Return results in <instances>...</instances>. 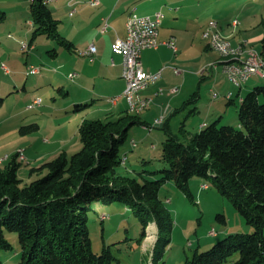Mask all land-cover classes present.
Wrapping results in <instances>:
<instances>
[{"label":"trees","instance_id":"1","mask_svg":"<svg viewBox=\"0 0 264 264\" xmlns=\"http://www.w3.org/2000/svg\"><path fill=\"white\" fill-rule=\"evenodd\" d=\"M49 1H30V45L45 36L72 51L73 44L61 35V21L53 15ZM5 16L0 12V23ZM3 104L0 98V109ZM76 106L84 110L90 104ZM237 113L238 126L217 127L214 122L198 133L184 125L174 133L164 124L161 160L166 167L157 180L141 182L119 171L126 163L121 145L134 126L145 124L131 111L116 120H84L79 128L82 149L73 155L62 152L33 167L31 177L43 176L28 184L19 178L23 162L16 154L0 167V252L13 249L6 237L10 232L17 234L21 249V261L16 264H117L114 245H104L100 254L93 251L88 222L93 204L122 203L142 226L139 243L149 225H156L151 256L152 264H159L175 224L159 197L160 189L172 182L193 200L189 183L198 178L228 198L254 231L230 234L208 251H195L184 264H264V86L248 92ZM18 130L27 136L40 126L34 122ZM217 219L227 223L222 214ZM0 264H4L1 254Z\"/></svg>","mask_w":264,"mask_h":264},{"label":"rangeland","instance_id":"2","mask_svg":"<svg viewBox=\"0 0 264 264\" xmlns=\"http://www.w3.org/2000/svg\"><path fill=\"white\" fill-rule=\"evenodd\" d=\"M0 1L3 2L0 5V12L6 15L4 21L0 23L1 65H6L11 71V74L7 75L0 67V98L4 99V104L0 109V163L7 162L5 163L7 165L9 160L20 151L26 152L28 159L33 162H30V164L23 162L19 171V178L22 180V184L25 185L43 176H30V170L35 167L34 159L40 154L52 153L54 152L53 149L63 145L58 142H52L51 145L44 143L45 138L54 132V124L69 120L75 115L77 116L74 118L75 121H72L71 128L76 127L77 123L84 118L88 120H104L105 118L95 116L86 109L77 110L75 104L69 108H63L61 112L56 111V107H64L70 102V99L68 100L69 96L60 92L59 86L52 81L56 80L53 79V76H57L54 73L56 68H52L50 64L53 60V46L58 48L59 45L45 36H40L33 44L37 48L35 51H24L23 42L30 43L33 32V26L28 24L31 21L30 0ZM62 1L63 9L59 10L58 15L63 20L61 26H64L65 23L76 20L77 16L72 19L69 16L72 11V8L69 7V1ZM192 1L199 5L195 7V10H184L178 16L180 25L192 24L191 21L195 17V26H206L205 29H207L212 21L226 23L233 19H239V21L246 22L245 26L259 28V31L264 30V0ZM49 7L52 8V6ZM205 41L209 43V41ZM204 44L203 42L201 50ZM263 46L264 43L260 45L261 50H263ZM208 54L213 58H223L215 49L209 51ZM219 63L215 62L213 65L217 64L218 67ZM30 65L39 68L41 77L38 74H27L28 70L26 68ZM16 79L18 84H15ZM62 80L63 83L68 84L65 89L68 92L69 85H71L70 79L62 78ZM252 81H257L256 87L264 86V79L253 78ZM212 83L209 79L202 81V109H200V113L191 117L192 124L189 123L190 127L188 125L191 131L201 130V127L199 128L201 123L207 122L209 126L217 119L211 115L207 120L206 115V109L210 105ZM230 84L232 91L237 94L239 87ZM249 91L250 88H244V97ZM215 92L217 91L215 90ZM73 95L75 96V93ZM35 99L42 101L40 108L33 106L29 108ZM234 101L231 104L226 103V116H224L222 122L217 124V127L223 125L238 126L239 97H235ZM51 106L53 108H50ZM32 122H37L41 129L30 135L22 136L18 128ZM172 123L175 127L177 121L173 120ZM163 134L164 131L157 128L150 136L142 126H134L128 133L126 142L120 147V152L122 156L127 157V161L120 167L119 171L137 178L141 182L144 181L143 178L148 180L159 179L161 177L159 171L166 167L161 160L162 146L166 140V136L164 137ZM61 137L65 139L64 136ZM49 139L54 141L55 138L51 137ZM70 139L71 142L66 143L68 148L65 149L69 151V155H73L82 149L83 144L78 132L76 136H71ZM133 142L136 146H133ZM76 145H79V148H75ZM57 156L46 159L51 161ZM203 184L204 182L198 178H193L190 181V190L194 195L193 200L180 191L172 182L161 187L159 197L171 211L175 224L171 243L166 247L159 264H184L186 259L194 255L195 251H208L230 234L252 233L254 231L253 227L247 224L231 201L218 193L211 185L207 184L209 190L204 191L198 197L197 192ZM93 207L94 211L90 213L88 225L92 239V249L95 253L100 254L104 245H114L113 253L120 260L117 264H152L151 250L145 251L143 243L142 246L139 243L142 226L125 205L115 203L103 206L106 212L98 210L97 205L94 206L93 204ZM219 214L225 216L226 224L217 219ZM104 215L107 216V219L102 222L101 217ZM212 232H215L216 235H212ZM6 237L13 245V249L1 251V258L4 264H16L21 261L18 236L15 233L7 232ZM233 262L230 261L228 264H233Z\"/></svg>","mask_w":264,"mask_h":264},{"label":"crops","instance_id":"3","mask_svg":"<svg viewBox=\"0 0 264 264\" xmlns=\"http://www.w3.org/2000/svg\"><path fill=\"white\" fill-rule=\"evenodd\" d=\"M68 1L69 7L72 8V14L70 12L69 16L72 19L77 16V19L70 21V23H65L64 26H61L63 20L58 15L59 10L63 9V1L50 0L48 3V6H52L50 9L53 15L61 21L59 26L61 35L73 44L72 51L60 46L58 48L53 46V60L50 64L52 68H56L54 73L57 76H53V79L56 80L52 81L59 86V91L60 89L66 91L65 89L68 85L66 82H62V78H69L71 84L69 85V91L66 93L70 102L64 107H56V111L61 112L63 108H69L73 104L75 106L90 104L85 109L92 112L95 116L105 118L104 120H116L130 112L128 102L123 96L126 89V82L123 78V57L115 54L112 46L117 39H125L127 37L126 23L132 13L138 16H153L156 13L163 15V22L159 28L158 35V40L161 43L160 47L156 50H145L142 53V61L146 72H162L161 80L142 92L144 97L153 99L152 105L147 110L137 114L141 121L145 123L141 126L150 136L155 129L161 128L166 123L174 133H178L183 125L192 133H198L208 127V123L203 122L199 125L201 130L191 131L189 129V123L192 122L191 117L200 113V109H202L203 95L201 89L203 80L209 79L213 82V86L210 89V105L206 109L207 120L213 115V118H217L214 122L218 124L226 116V103L235 102V97H239V100H241L244 97V88H250L251 91L258 84L257 81L253 82L252 79H261L253 77L239 87L237 94L232 91L231 82L223 70V59L219 57L213 58L208 54L213 49L203 38L206 26H195V17L193 21L190 20L193 22L192 24H179L178 16L184 10H195V7L199 5L192 0H99V5L97 6H92L89 3L90 0ZM1 4H3L2 1H0ZM175 16L176 18H174ZM234 20L236 19L226 23L217 21L219 23L217 31L222 36L229 38L234 46L247 41L250 47L264 54V46L263 50L260 49V45L264 43V30L259 31V28L245 26L246 22L243 20H240V26L234 29L232 26ZM28 24L33 26L32 21ZM171 39H175L177 52L164 44ZM203 42L205 44L201 50ZM92 44L96 46V54L93 57L82 55ZM36 49L33 45V51ZM1 60L2 58L0 57V67L5 71V74L10 75V69L4 64L1 65ZM215 62H220L216 69L209 75L202 74V70L206 66ZM28 67L26 70H28ZM39 73L38 75H40ZM15 84H18L17 79ZM53 86L55 87V85ZM74 93L75 96L73 95ZM212 93L217 94V97H214ZM229 93L232 94L231 99L227 98ZM114 97L120 98L118 102L113 104L110 100ZM36 100L39 99H35L29 108L32 106L40 108L42 101L40 105L35 106L34 102ZM50 108H53V106ZM75 116L69 120L54 124V132L45 138L44 143L51 145L53 144L52 142H58L63 145L53 149L52 151L54 152L52 153L38 155L34 159L35 167H39L43 161H50V159L46 158H52L62 152L69 154V151L65 149L68 148L66 143L71 142V136H76L77 132L79 133L82 122L88 120L85 118L81 119L76 127L71 128V123L75 121ZM161 118L164 119L163 124L156 126L155 122ZM173 120L177 121L175 127H173ZM163 135L165 137V134ZM61 136H64L65 139ZM51 137L55 138L53 139L54 141L49 139ZM75 148H79V145H76ZM24 155L26 157L25 162L29 164L33 162L28 159L26 152H24ZM5 163L7 162H1L0 167H4ZM208 190L209 188L202 189L200 187L197 192L198 197ZM95 205H97L98 210L106 212L104 211L105 207L101 204L97 203ZM156 229L157 227L154 223L149 225L147 236L140 244L142 246L143 243L145 251L152 249L156 237L150 238L148 236L149 234L156 236Z\"/></svg>","mask_w":264,"mask_h":264},{"label":"built area","instance_id":"4","mask_svg":"<svg viewBox=\"0 0 264 264\" xmlns=\"http://www.w3.org/2000/svg\"><path fill=\"white\" fill-rule=\"evenodd\" d=\"M89 3L92 6L99 5V2ZM162 22L163 15L161 13H156L153 16H138L135 14L132 20H127V37L125 39H117L112 46L113 52L123 57V78L126 82V89L123 96L128 102L129 109H135L140 103H151V105L153 103V99L144 97L142 92L149 86L160 81L162 72H146L142 61V53L145 50H156L160 47L161 43L158 40V35ZM232 23H238V19L234 20ZM217 28L218 22L212 21L210 23V28H207L203 35H211V48L226 50V58H222V61L224 62L223 70L227 74L229 81L233 85L241 87L253 77L264 79V54L250 47L247 41H243L240 46L245 48V56L228 57L227 49L215 48V41H221L217 40ZM164 44L177 52L178 49L175 39H171ZM23 50L30 52L33 50V47L29 43H23ZM96 52V46L92 44L82 55L93 57ZM4 69L6 70L5 66ZM38 69L37 67L29 66L27 73L28 75H37ZM213 70L212 63L206 67V70H202V74L209 75ZM129 92H136V99H129ZM214 97H217V94H214ZM119 98L120 97H117V101L115 102H118ZM40 103L41 100L39 99L34 102V105L37 106L40 105ZM163 121L164 119L161 118L155 122V125L160 126L163 124ZM133 146H136L135 142H133ZM19 159L22 162L26 161L24 151L19 152ZM126 160L127 157L123 156V163H125ZM207 188V185H202V189ZM106 219L107 216L105 215L101 217L102 221ZM211 234L216 235L215 232Z\"/></svg>","mask_w":264,"mask_h":264},{"label":"bare ground","instance_id":"5","mask_svg":"<svg viewBox=\"0 0 264 264\" xmlns=\"http://www.w3.org/2000/svg\"><path fill=\"white\" fill-rule=\"evenodd\" d=\"M90 2H99V0H90ZM135 16L134 13H132L129 17L128 20H132L133 17ZM240 21L238 20V23H232V26L234 29H237L238 26L240 25ZM219 25V23H218ZM210 28V26H209ZM218 29V28H217ZM204 39L209 41V44L211 42V35H203ZM217 40L221 41H215V48H223L227 49V56L228 57H235V56H245V48L241 47L240 44L237 46H234L231 42V40L227 37L222 36L218 31H217ZM213 49V48H212ZM223 58H226V50H220V49H215ZM217 64L213 65V68L216 69ZM206 70V69H204ZM39 73V69L37 70V74ZM239 87V86H236ZM232 97V94H228V99ZM129 99H136V92H129ZM117 97H114L110 100L111 103H116ZM151 106V103H140L135 109H129L132 113H137L141 110L148 109ZM148 237L154 238L156 236L154 235H149ZM156 239V238H155ZM155 242V241H154Z\"/></svg>","mask_w":264,"mask_h":264}]
</instances>
